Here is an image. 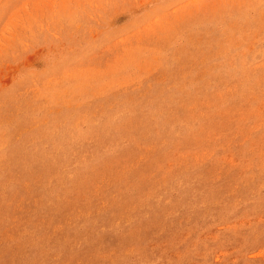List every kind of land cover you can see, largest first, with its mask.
Returning <instances> with one entry per match:
<instances>
[{
	"label": "rangeland",
	"instance_id": "obj_1",
	"mask_svg": "<svg viewBox=\"0 0 264 264\" xmlns=\"http://www.w3.org/2000/svg\"><path fill=\"white\" fill-rule=\"evenodd\" d=\"M0 264H264V0H0Z\"/></svg>",
	"mask_w": 264,
	"mask_h": 264
}]
</instances>
